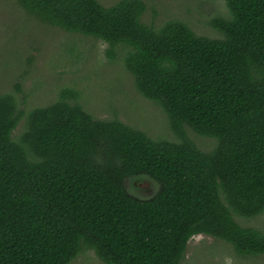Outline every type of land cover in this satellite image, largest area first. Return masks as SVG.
Returning <instances> with one entry per match:
<instances>
[{
  "label": "trees",
  "instance_id": "trees-1",
  "mask_svg": "<svg viewBox=\"0 0 264 264\" xmlns=\"http://www.w3.org/2000/svg\"><path fill=\"white\" fill-rule=\"evenodd\" d=\"M29 16L108 45L137 91L166 113L180 142L153 139L119 120L94 118L65 89L22 114L0 94V264H71L93 251L105 264H181L206 235L240 256L264 255V230L235 216L264 213V0H226L210 25L159 28L142 20L143 0H16ZM215 139L204 152L184 132ZM148 178L149 198L126 181Z\"/></svg>",
  "mask_w": 264,
  "mask_h": 264
},
{
  "label": "rangeland",
  "instance_id": "rangeland-1",
  "mask_svg": "<svg viewBox=\"0 0 264 264\" xmlns=\"http://www.w3.org/2000/svg\"><path fill=\"white\" fill-rule=\"evenodd\" d=\"M120 0H99L112 6ZM147 10L142 18L159 28L168 21L187 24L197 35L219 38L210 25L219 17L228 18L226 0H143ZM102 41L69 34L29 16L16 0H0V94H13L23 112L13 138L25 132L28 113L58 100L62 90L78 94L80 104L94 118L119 120L153 139L180 142L166 113L145 99L136 89L120 51L115 60L106 55ZM186 136L202 151L211 152L215 139L196 134L184 126ZM129 193L149 198L157 185L148 178L125 183ZM245 227L264 230V213L254 218L235 216ZM71 264H105L93 251L83 252ZM181 264H264V255L240 256L229 244L206 235L193 237Z\"/></svg>",
  "mask_w": 264,
  "mask_h": 264
}]
</instances>
